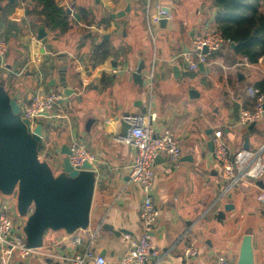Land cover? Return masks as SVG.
I'll list each match as a JSON object with an SVG mask.
<instances>
[{
	"label": "crops",
	"instance_id": "0c3cea01",
	"mask_svg": "<svg viewBox=\"0 0 264 264\" xmlns=\"http://www.w3.org/2000/svg\"><path fill=\"white\" fill-rule=\"evenodd\" d=\"M54 1L63 10H71L67 16L69 26L64 31L44 21L42 6L36 0H0L5 11L4 24L0 22V38L8 44L0 81L5 83L10 95L20 93L18 104L22 106L36 94L61 92L51 81L55 80L57 85L56 68L67 65V88L74 95L63 98L62 104L57 102L52 112L54 117L46 119L42 152L59 172L63 158L59 154L61 146L73 139L80 141L94 156L95 188L89 225L84 233L45 232L39 249L45 255L32 254L18 264H52L47 255L50 252L80 253L90 233H95L93 251L100 255L105 250L102 257L106 264H120L129 250L125 236L138 237L142 233L139 223L142 194L138 185L129 182L128 168L134 149L117 137L116 118L138 115L142 106L147 108V114L153 115L152 119L149 115L145 117L154 132L161 134L168 130L181 148L178 164H171L163 156L154 164L155 203L160 217L151 231V242L160 258L146 264H215L217 255L237 261L242 237L248 230L254 264H264V204L256 199L264 187L246 182L232 188L229 193L234 209L225 214L223 224L211 216L200 218L223 189L213 151L210 153L206 146L213 132H222L231 152L244 149L246 139L248 149H255L259 141L260 145L264 143V115L252 126L238 124L240 111L250 102L246 89L264 82V56L250 64L235 55L234 47L227 42L212 54L202 71L186 70L177 55L189 49L194 35L215 29L218 10L214 0H150L148 12L160 6L173 15L165 26H157L154 45L146 30V0ZM127 6L129 11L122 18L109 17L125 11ZM108 20L109 26L105 27L102 22ZM114 23L119 24V29ZM44 24L48 42L63 54L61 63L51 59L48 49L41 54L40 44L30 39L29 33L36 35L38 26ZM106 34L109 35L106 40L115 50L125 48L127 53L117 60L109 57L92 67L91 49ZM26 38L29 43L25 42ZM112 62L116 63L114 70ZM141 63L144 68L140 87L132 76ZM150 71L153 90L147 95L143 89L144 75ZM139 101L141 105L135 106ZM51 153H55L52 159L48 158ZM223 202L224 199L218 208ZM13 218L15 223L25 222L24 218L17 221L14 213ZM103 225L127 233L115 236L103 229ZM77 236L81 239L79 245L73 243ZM189 246L195 248L196 255L185 257L183 252Z\"/></svg>",
	"mask_w": 264,
	"mask_h": 264
},
{
	"label": "built area",
	"instance_id": "2783aa9c",
	"mask_svg": "<svg viewBox=\"0 0 264 264\" xmlns=\"http://www.w3.org/2000/svg\"><path fill=\"white\" fill-rule=\"evenodd\" d=\"M146 2V30L150 43L154 45L155 31L159 21L162 19L170 21L173 19V15L168 9L160 6H155L154 11L150 13V10L148 12L150 0H146ZM29 34L31 41L35 42V35ZM227 42L216 29L208 28L194 35L189 49L181 52L177 57L183 61L187 71L197 72L198 66L200 64L206 66L209 63L208 58ZM7 48V42L0 38V68L4 66L3 59ZM204 49L206 50L205 53L203 52ZM83 81L88 83L87 79ZM144 82L150 95L153 90L152 71L144 75ZM246 94L251 100L252 108L240 111L238 124L249 127L256 124L264 115V93L258 87L249 86L246 89ZM61 97V92L57 91L36 94L29 102L19 106V114L29 122L31 131L36 122L42 118L43 113L49 114L48 120L54 117L53 108ZM146 115H149L150 119L153 118L152 114L146 113ZM146 115L122 118L129 124L130 128L127 135L119 138V140L131 145L134 149L132 161L128 168V179L129 182L138 185L141 190L142 203L139 210V223L142 233L138 237L125 236L129 242V250L121 258L120 264H146L159 260V251L151 242V231L157 225L160 217L159 209L155 203L154 164L158 156L165 157L173 165L178 164L181 157V148L171 132L168 130L161 134L154 132L145 117ZM211 141L213 157L219 169L220 180L223 183V189L215 199L223 198L232 188L243 183L264 180V161L261 158L264 152V143L256 149H239L231 152L221 131H214ZM68 147L70 150L68 158L72 168L79 170L85 161L92 163L94 160V156L80 141L73 139L69 142ZM38 156L43 160L45 153L40 152ZM256 199L259 203L264 204V191H261ZM11 214L9 203L0 199V264H18L32 254L45 255V253H40L39 249L27 246L22 231L24 223L15 227V220ZM85 230L76 232L84 233ZM94 235L95 233L89 234L80 253L65 255L50 252L47 255L53 260L52 264H106L104 257L96 254L91 248ZM73 243L79 245L81 243L80 236L74 237ZM183 254L185 257H192L196 255V250L189 246L185 248ZM215 264L237 263L227 256L217 255Z\"/></svg>",
	"mask_w": 264,
	"mask_h": 264
},
{
	"label": "water",
	"instance_id": "95a60500",
	"mask_svg": "<svg viewBox=\"0 0 264 264\" xmlns=\"http://www.w3.org/2000/svg\"><path fill=\"white\" fill-rule=\"evenodd\" d=\"M128 11L129 6L126 7L125 11L109 14V17L118 20ZM65 13L70 16V8H66ZM4 17L5 11L0 6L1 23L4 21ZM159 24L165 26L166 20H160ZM46 26V24L38 26L36 35L33 33L35 42L42 47L41 54H44L45 49H48L51 59L61 63L63 54L56 52L52 44L48 42ZM114 26L119 29V24L114 23ZM102 38L109 39V35H103ZM55 40L56 37H53L52 41ZM25 42L29 43V38H26ZM230 45L232 48L234 47L233 43ZM203 52L205 53L206 50L204 49ZM115 67L116 63L112 62L113 70ZM203 67L200 64L198 69L202 71ZM48 68L51 69L52 64H49ZM143 68L141 63L132 76L133 82L140 87L143 85ZM173 70L175 73L178 71L176 67ZM66 71L67 65H58L56 68L57 85L55 80L51 81L53 86L61 89L63 97L57 101L60 104L63 103V98L69 99L74 95V91L67 88ZM19 99L20 93L10 95L5 88V83L0 81V196H9L16 192V212L19 217L25 218L22 231L26 244L29 248L40 249L43 246V237L46 231H62L66 235H72L78 230L88 228L95 188V172L93 163L86 161L79 170L72 168L68 158L70 155L69 147L67 144H63L59 152L63 156L61 167L55 175L47 160H41L38 156L43 146V131L47 127L46 119L49 118V114L43 113L42 118L36 122L31 131L29 122L19 114ZM76 100L79 101V97ZM141 103L139 101L138 105L135 106H139ZM146 113L147 108L142 106L140 107V114H124L122 118L127 116L142 117ZM122 118H116V121L119 122L118 138L125 137L130 128L129 124ZM91 120L88 118V121ZM206 146L211 153L213 151L212 141L209 140ZM243 148L248 149L247 139ZM54 154H49L48 158L52 159ZM212 173L216 174V172ZM254 185L261 189L264 187L262 180L255 181ZM223 199L222 207L218 208ZM233 209L234 205L228 192L225 197L215 199L200 218L205 220L207 216H211L217 223L223 224L226 219L225 214L233 211ZM102 228L109 230L115 236H119L123 232L127 233L124 230L116 231L109 225H103ZM100 255H105V250H102ZM236 263L254 264L250 230L246 231L242 237Z\"/></svg>",
	"mask_w": 264,
	"mask_h": 264
},
{
	"label": "trees",
	"instance_id": "16d2710c",
	"mask_svg": "<svg viewBox=\"0 0 264 264\" xmlns=\"http://www.w3.org/2000/svg\"><path fill=\"white\" fill-rule=\"evenodd\" d=\"M36 1L42 6L41 14L44 21L61 31L67 29L68 17L54 0ZM213 4L218 10L214 18L215 29L229 44H234L235 55L245 58L250 64L256 63L261 56H264V0H214ZM102 23L105 27L109 26V20ZM126 53L125 48L115 50L109 40L101 38L91 49V66L102 64L109 57L117 60ZM211 57L212 55L208 58V62ZM254 86L264 92V82H258ZM245 108L247 110L252 108L251 100ZM42 151L43 146L40 152ZM46 156L47 154L43 160Z\"/></svg>",
	"mask_w": 264,
	"mask_h": 264
},
{
	"label": "rangeland",
	"instance_id": "374dc122",
	"mask_svg": "<svg viewBox=\"0 0 264 264\" xmlns=\"http://www.w3.org/2000/svg\"><path fill=\"white\" fill-rule=\"evenodd\" d=\"M157 38H159V37H157ZM194 73H196V72H194ZM143 89H144V91L146 92V94L148 95V93H147V89H146V86L144 85L143 86ZM148 98V97H147ZM262 141V140H261ZM264 142V141H263ZM260 141L256 144V146H255V149L256 148H258L259 147V145H260ZM42 158V157H41ZM261 158H262V160L264 161V152L262 153V155H261ZM48 163H49V165L51 166V168H52V170H53V173L56 175L57 173H58V170H57V168H56V165H55V163L54 162H52L51 160L49 161H47ZM252 182H254V181H252ZM0 199H2L3 201H7L8 203H9V207H10V213H12L11 214V217H13V213H14V216H16V219H17V221H19V218H21V217H19L18 216V214H17V212H16V192H13L11 195H9V196H0ZM12 209V210H11ZM24 220H25V218H24ZM21 222H18V223H15V227H17V224L19 225ZM47 232V234H48V232H50V233H53L52 231H46ZM45 237H46V235H45Z\"/></svg>",
	"mask_w": 264,
	"mask_h": 264
},
{
	"label": "flooded vegetation",
	"instance_id": "af4514ba",
	"mask_svg": "<svg viewBox=\"0 0 264 264\" xmlns=\"http://www.w3.org/2000/svg\"><path fill=\"white\" fill-rule=\"evenodd\" d=\"M60 7V6H59ZM62 8V7H61ZM63 9V8H62ZM66 8L64 9V12H65ZM66 14V13H65ZM67 15V14H66ZM68 16V15H67Z\"/></svg>",
	"mask_w": 264,
	"mask_h": 264
}]
</instances>
